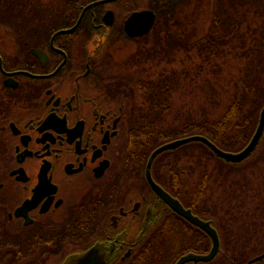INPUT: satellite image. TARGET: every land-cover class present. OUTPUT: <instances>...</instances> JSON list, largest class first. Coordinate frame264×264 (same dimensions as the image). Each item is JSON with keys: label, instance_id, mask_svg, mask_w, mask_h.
<instances>
[{"label": "flooded vegetation", "instance_id": "obj_1", "mask_svg": "<svg viewBox=\"0 0 264 264\" xmlns=\"http://www.w3.org/2000/svg\"><path fill=\"white\" fill-rule=\"evenodd\" d=\"M190 1L0 0V264H66L94 245L106 264H174L211 248L150 186L149 155L104 69L111 47L139 45V62L142 43L161 47L167 16ZM157 157L153 180L222 246L212 196L183 192L188 175Z\"/></svg>", "mask_w": 264, "mask_h": 264}, {"label": "rangeland", "instance_id": "obj_2", "mask_svg": "<svg viewBox=\"0 0 264 264\" xmlns=\"http://www.w3.org/2000/svg\"><path fill=\"white\" fill-rule=\"evenodd\" d=\"M245 1H247L246 6L252 7L250 0ZM215 3L216 0H192L183 3L174 18L166 22L165 32L157 43L161 47L156 48L153 42L151 45L142 43L147 57L141 58L140 62L137 56L142 51L139 45L135 47L134 43L126 42L118 48L111 47L112 49L109 50L113 56L107 57L108 61L104 69L108 81L117 85V90L126 97L124 102L130 113V122L133 120L131 123L135 131L134 135L136 132L139 134V126L146 123H152L151 126L156 131H165L181 130L191 121H212L217 119L236 98H240L242 85L246 79L243 75L248 63L246 57L242 58L240 36H236L239 32L242 35V26L228 41L224 43V40L221 43L217 41L215 55L205 51L204 46L199 47L200 40L209 35L213 16L217 13ZM230 3L233 11H236L232 13L235 22L242 23V20H239L243 9L242 0L234 2L231 0ZM230 21L229 18L228 25ZM168 33L169 39L166 35ZM139 44L141 47V43ZM255 47L256 45L250 46L251 49ZM156 53H159L160 59L154 56L157 55ZM261 74L257 79L260 85L264 81ZM114 88L112 87L113 90ZM145 133L141 132V135ZM230 145L234 146L235 151L240 148V144ZM259 158L261 162L258 168H242V163L239 166L227 162L221 164L205 145L197 141L185 143L160 156L159 160L167 161L168 164L176 163L179 170L180 167L204 168L203 171L209 175L206 180L205 174L199 170L191 176L188 170V176L183 179L189 183L191 191L188 193L211 195L210 204L212 203L214 215H221L227 219L235 213L238 217L236 221L232 216L233 218L222 226H219L218 219L215 220L224 238L225 253L210 263L199 264H226L228 260L225 261V256L230 254L234 247L244 245V251H249L250 246H253L254 242L248 245L250 242L246 241L249 237L248 231L243 226L250 225L255 219L254 216L251 217V213L249 216L245 215L246 210L254 207L252 195L259 199L260 210L264 208V151H261ZM250 179L253 185H250L249 190H246L248 186H245L246 189L242 191V181H250ZM262 215L264 216V211ZM226 219L222 220L226 221ZM259 221H262V218ZM257 232L263 238L264 225L259 227ZM260 245L264 246V240ZM250 256L253 257L255 254ZM256 263L263 264V260Z\"/></svg>", "mask_w": 264, "mask_h": 264}, {"label": "trees", "instance_id": "obj_3", "mask_svg": "<svg viewBox=\"0 0 264 264\" xmlns=\"http://www.w3.org/2000/svg\"><path fill=\"white\" fill-rule=\"evenodd\" d=\"M230 1L231 0H220L218 2V0H216L215 9H217V13H215V15L213 16L209 35L206 36L203 40H200L199 47L201 48L202 46H204L205 51L209 52L212 55H215L217 54V50H216L217 41H220V43L222 42V40H224L223 43L225 41H228L231 35L233 36L237 31H239V29H241L242 26V35L241 32H239L236 36L237 37L240 36V42L242 43H240L239 45L242 48V58L246 57L248 59V63L246 64L247 66L246 72L243 75L244 78L246 79L244 80L242 85V94L240 98L239 97L236 98V100H234L217 119H214L212 121L201 120L200 122L191 121L187 123L181 130L169 129L165 131H156L154 128H152L151 126L152 123L150 124L146 123L144 125L143 124L140 125L138 128L139 134L136 132L135 140H136V144H137V140L139 139H141V143L143 142L142 144L143 148L141 151V157L143 161H145L149 153L158 145L167 142L169 140L190 134L205 135L219 147L233 151L235 150V148L233 145L230 144L232 143L240 144L239 145L240 148L239 147L238 148L241 149L244 145H246V143L249 141L250 137L252 136L255 127L257 125V124L255 125V123H257L258 121L260 109L264 104V81L261 85L259 82H257V79L260 77L261 74L260 72H263V74L261 75L262 77H264V0H250L249 3H252V7L246 6L247 1L242 0L243 9L239 18V20H242V23H239L240 21L238 23L235 22L236 19H234L232 13L236 11H233ZM232 1L234 2L235 0ZM261 2L263 3V5H261L262 4ZM175 13L176 12H172L171 15L167 16V19L169 21L173 19ZM229 18L231 19V21L228 25ZM236 18L238 17L236 16ZM166 35L167 38L169 39L170 38L169 33ZM203 42L204 44H201ZM251 45H256L255 48H252L254 49V51H252V49L250 48ZM166 51L168 52L169 50L166 49ZM164 109H166V107H164ZM141 132H146V133L144 135H141ZM202 144L205 145L204 143ZM205 146L210 151V153L215 158H217L219 163L223 164V162H227L223 158L217 157L207 145ZM168 151L170 150H166L162 152L160 156L165 155V153H167ZM261 151H264V134L258 146L249 157L238 163H232V162H227V163L237 166L241 165L242 163V168L244 167L258 168V164L261 162L259 158ZM160 156L158 155L156 160H159ZM180 170L182 174H187V173L189 174L188 170H190L191 172L190 176L194 175L196 170H199L200 172L205 174L204 175L205 180L209 177V175L206 174V171H203L204 168L199 169L197 167H194V169H188V168L180 167ZM188 185H189L188 182L187 183L185 181L182 182L183 192L191 191ZM250 185H253L251 179L250 181L247 180H245L244 182L242 181V191L246 189L245 186H248L246 190H249ZM242 196L244 198V194H242ZM248 197H250V195H248ZM252 198H254L252 199L254 207L252 209L246 210L245 215L249 216V213H251L250 214L251 217L254 216L255 219L251 221L250 225L246 224L245 226H243V228H245L248 231L249 237L248 238L245 237L246 241L247 240L250 241L248 242V245L251 244L252 242H254L255 244L253 243V246H250L251 249L249 251H244L245 250L244 245L242 247L241 246L234 247L235 249H232L233 251L230 254L229 253L226 254L225 256L226 257L225 261L227 262L228 260L229 262V263L227 262L228 264H249L248 260L252 257L250 255L252 254L256 255V253L257 254L264 253V246L260 245L261 241L264 240V237L262 238L261 235L257 234L259 232V231L257 232L258 228L264 225L263 222L264 216L262 215L264 208L263 210H260L261 205L259 199H256L254 195H252ZM230 214L232 215V213ZM232 216L228 217L227 218L228 220L225 217H223V219H226V222L230 221L233 217L236 221L238 220V217L235 216V213L234 216L233 217ZM261 218L262 221H259V219L261 220ZM242 219L244 220L243 216ZM255 232L256 234L254 235ZM199 236L201 237V235ZM223 240L224 238L222 236V241ZM206 250L207 249H205L202 246H199L196 249V251L198 252H204ZM185 251H187V249L182 250V252ZM224 251L225 248L224 246H222L221 252L215 257V259L220 257L223 253H225ZM240 252H242V255H240ZM253 264H257V263H253ZM263 264H264V258H263Z\"/></svg>", "mask_w": 264, "mask_h": 264}, {"label": "water", "instance_id": "obj_4", "mask_svg": "<svg viewBox=\"0 0 264 264\" xmlns=\"http://www.w3.org/2000/svg\"><path fill=\"white\" fill-rule=\"evenodd\" d=\"M136 15L134 14L129 21L127 22L128 28L133 26V22L135 21ZM151 25V24H150ZM150 25L146 24L142 26L143 31L146 32ZM264 134V104L260 109L257 125L255 130L250 137L249 141L244 145L241 149L237 151L225 150L218 145H216L212 140L202 134H191L188 136L176 138L167 142H164L157 147H155L147 160L146 165V176L148 182L152 189L158 194L160 197L165 200L173 210L190 220L192 223L200 227L204 230L209 237L211 238L212 245L208 252L206 253H198L189 251L181 256L175 261L174 264H186L187 262H192V264H196L197 262H209L211 261L221 250V241L217 230L210 224L209 221H205L198 216L194 215L190 209H186L182 203L174 198L171 194H169L164 188L158 185L152 178L151 175V166L155 157L166 150L177 148L185 143L192 141H200L207 145L217 157L223 158L227 162L238 163L249 157L252 152L258 146L262 136ZM264 258V253L256 255L249 259L248 263H255ZM66 264H106V258L103 249L100 245H94L89 248L84 253L72 257Z\"/></svg>", "mask_w": 264, "mask_h": 264}]
</instances>
